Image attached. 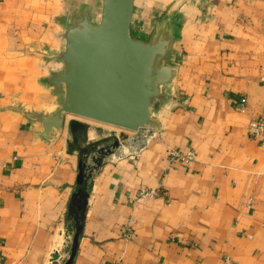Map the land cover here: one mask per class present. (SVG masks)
I'll return each instance as SVG.
<instances>
[{"label": "crops", "instance_id": "obj_1", "mask_svg": "<svg viewBox=\"0 0 264 264\" xmlns=\"http://www.w3.org/2000/svg\"><path fill=\"white\" fill-rule=\"evenodd\" d=\"M84 10L100 16L101 0H0V264L70 252L87 145L89 166L107 153L71 264H264V143L247 132L264 110V0H134L131 34L165 30L173 67L158 135L135 155L71 114L43 135L37 115L59 107L49 76L62 69L63 33ZM169 148L195 159L171 160Z\"/></svg>", "mask_w": 264, "mask_h": 264}, {"label": "water", "instance_id": "obj_2", "mask_svg": "<svg viewBox=\"0 0 264 264\" xmlns=\"http://www.w3.org/2000/svg\"><path fill=\"white\" fill-rule=\"evenodd\" d=\"M133 3L134 0H101L97 20L89 10L72 14L63 33V50L57 57L62 69L49 76L60 94L59 107L51 115H37L43 135L52 128L59 129L64 114L128 131L151 124L153 113L160 107L161 90L173 76V67L166 60L171 37L165 30L147 39L133 36ZM101 152L100 156L107 153ZM76 182L79 187L71 203L79 208L83 197L81 170ZM74 224L70 252L63 264H71L75 256L83 213ZM60 255L54 251L50 263L58 264Z\"/></svg>", "mask_w": 264, "mask_h": 264}, {"label": "built area", "instance_id": "obj_3", "mask_svg": "<svg viewBox=\"0 0 264 264\" xmlns=\"http://www.w3.org/2000/svg\"><path fill=\"white\" fill-rule=\"evenodd\" d=\"M240 108L242 111L244 110L243 106H240ZM124 131L126 132L127 130ZM127 132V137L123 140H120L119 144L123 148L122 152L129 155H135L137 152L143 149V147H145L149 139L158 135L157 129L150 124L142 126L136 131ZM247 132L251 139L260 143H264V110L261 114L252 118L248 122ZM168 155L171 160L180 159L186 165H189L195 159V152L193 150L182 152L175 148H169ZM139 193L141 196L153 195L155 194V190L142 188Z\"/></svg>", "mask_w": 264, "mask_h": 264}, {"label": "trees", "instance_id": "obj_4", "mask_svg": "<svg viewBox=\"0 0 264 264\" xmlns=\"http://www.w3.org/2000/svg\"><path fill=\"white\" fill-rule=\"evenodd\" d=\"M79 126H77L78 128ZM91 146L87 145L86 147L82 148L79 150V164H78V171L81 170L82 175H83V185H82V190H83V197L80 199V207L78 208L77 204H72L71 200L69 202L68 205V214L72 216L73 221L79 217L82 213H84V209H85V203H86V197L88 194V189H89V182H90V178L92 176V172L94 169H96L97 167H99L102 164L103 161V156H100V154L102 153L99 150V156L95 158L93 161L96 165L93 164V166H89L86 162V155L89 153V151L91 150ZM93 167V169H92ZM79 185L77 184V188L78 189Z\"/></svg>", "mask_w": 264, "mask_h": 264}, {"label": "rangeland", "instance_id": "obj_5", "mask_svg": "<svg viewBox=\"0 0 264 264\" xmlns=\"http://www.w3.org/2000/svg\"><path fill=\"white\" fill-rule=\"evenodd\" d=\"M97 15L98 14H96V11L93 10V18H94V20L99 18V15L98 16ZM91 124H99L98 126H102V128H103L102 129V133H103V136H105L103 138L112 141V143L114 141L119 142L120 140L125 139L127 137L126 135L128 134V132L127 131L125 132L124 129H121V128H118V127H115V126H111V125H107V124L101 125L102 123H91ZM115 133L116 134L119 133L120 135L118 134V136L115 137ZM123 134H125V135H123ZM71 238H72V236L70 234L69 241H71ZM60 253L62 254V256H61V260L58 261V264H63L64 260L66 259L67 255H68V252H66V251L64 252L63 250H61Z\"/></svg>", "mask_w": 264, "mask_h": 264}]
</instances>
